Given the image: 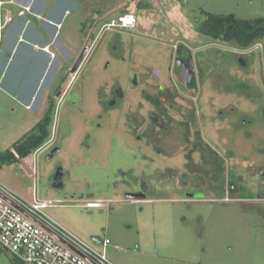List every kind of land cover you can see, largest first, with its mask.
Returning a JSON list of instances; mask_svg holds the SVG:
<instances>
[{
  "label": "rangeland",
  "instance_id": "obj_1",
  "mask_svg": "<svg viewBox=\"0 0 264 264\" xmlns=\"http://www.w3.org/2000/svg\"><path fill=\"white\" fill-rule=\"evenodd\" d=\"M58 1L70 9L61 38L77 51L59 56L34 108L0 83V153L45 116L53 83L59 151L3 163L0 180L26 199L53 200L49 214L84 239H109L116 264H264V38L250 52L198 31L207 12L264 17V0ZM125 13L136 15L133 28L108 26ZM181 46L195 88L177 68ZM35 62L23 94L44 72ZM0 264H14L1 245Z\"/></svg>",
  "mask_w": 264,
  "mask_h": 264
},
{
  "label": "built area",
  "instance_id": "obj_2",
  "mask_svg": "<svg viewBox=\"0 0 264 264\" xmlns=\"http://www.w3.org/2000/svg\"><path fill=\"white\" fill-rule=\"evenodd\" d=\"M6 2L0 0V45L5 21L13 20L10 16L3 21L2 6ZM30 12L32 6L26 5L18 15L27 16ZM136 22L134 13H125L108 26L127 29L133 28ZM56 26L59 32L62 23ZM253 46L245 50L251 52ZM43 50L50 52L52 57L56 56L50 51V45L44 46ZM72 75L74 80L75 74ZM35 157L33 164L27 165L36 179ZM56 205L53 200L41 199L37 195L33 200L26 199L0 180V245L24 264H116L108 255L109 239L88 241L79 236L49 214L47 209Z\"/></svg>",
  "mask_w": 264,
  "mask_h": 264
},
{
  "label": "crops",
  "instance_id": "obj_3",
  "mask_svg": "<svg viewBox=\"0 0 264 264\" xmlns=\"http://www.w3.org/2000/svg\"><path fill=\"white\" fill-rule=\"evenodd\" d=\"M6 1L2 6L3 21L10 16L13 17V20L5 21V26L1 32L0 83L7 92L9 90H20L21 100L27 104V107L34 108L38 101V95L44 88L48 77L51 76L53 79L63 65L59 62V56L65 54L69 58L68 56H73L77 51L78 46L75 41L68 38L65 43L61 38V30L64 26L59 32L56 26L58 23L63 24V20L70 9L64 6L60 9L58 0H13L12 3L9 2L10 0ZM26 5L32 6V12L28 13L27 16H19L18 12ZM47 45H50V51L56 54L55 57H52L50 52L43 50V47ZM37 58L43 60L44 72L33 90L34 92L23 94L25 77L28 76V71L35 65ZM16 61H18V64L14 72V79L11 81L9 79L10 70ZM56 64H59V66ZM75 79L69 81L61 96L65 94ZM53 84L52 87L46 90L47 105L45 111L48 108L50 96H54L52 94Z\"/></svg>",
  "mask_w": 264,
  "mask_h": 264
},
{
  "label": "trees",
  "instance_id": "obj_4",
  "mask_svg": "<svg viewBox=\"0 0 264 264\" xmlns=\"http://www.w3.org/2000/svg\"><path fill=\"white\" fill-rule=\"evenodd\" d=\"M198 31L214 40L232 42L242 49H247L264 38V17L243 19L237 15L216 14L207 12V18L201 22ZM58 94H62L58 91ZM146 98L157 106L161 105L158 96L146 94ZM56 108L54 96H50L45 116L38 122L31 132L27 133L14 145L13 150L0 153V167L3 163L25 158L40 148L50 137V126L53 123V112ZM14 264H24L20 259L13 257Z\"/></svg>",
  "mask_w": 264,
  "mask_h": 264
},
{
  "label": "water",
  "instance_id": "obj_5",
  "mask_svg": "<svg viewBox=\"0 0 264 264\" xmlns=\"http://www.w3.org/2000/svg\"><path fill=\"white\" fill-rule=\"evenodd\" d=\"M88 52V49H85V51L81 54L73 68L71 69V73H77L79 67L81 66L84 58L86 57ZM176 65L177 68L180 71V74L182 78L185 80L188 86H191V88H195L197 86V71L196 66L194 63L192 52L187 50L184 46H181L178 50V56L176 58ZM59 151L58 148H55L51 151V153L48 155V158H52L57 154ZM128 199H137V198H143L145 195H140L137 193H128L127 195ZM97 238H94L96 240Z\"/></svg>",
  "mask_w": 264,
  "mask_h": 264
},
{
  "label": "flooded vegetation",
  "instance_id": "obj_6",
  "mask_svg": "<svg viewBox=\"0 0 264 264\" xmlns=\"http://www.w3.org/2000/svg\"><path fill=\"white\" fill-rule=\"evenodd\" d=\"M53 144H54L53 136L51 135V137L40 148H38L39 149V152H41L42 150L47 149L48 147H51L50 148L51 151L54 150L55 147H54ZM51 151H50V153H51Z\"/></svg>",
  "mask_w": 264,
  "mask_h": 264
}]
</instances>
